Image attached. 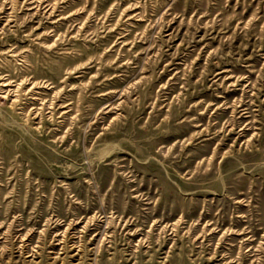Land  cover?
Here are the masks:
<instances>
[{
    "label": "rangeland",
    "instance_id": "374dc122",
    "mask_svg": "<svg viewBox=\"0 0 264 264\" xmlns=\"http://www.w3.org/2000/svg\"><path fill=\"white\" fill-rule=\"evenodd\" d=\"M0 264H264V0H0Z\"/></svg>",
    "mask_w": 264,
    "mask_h": 264
}]
</instances>
